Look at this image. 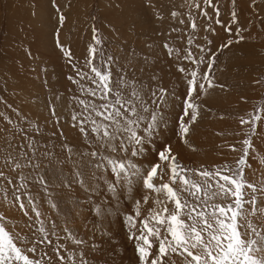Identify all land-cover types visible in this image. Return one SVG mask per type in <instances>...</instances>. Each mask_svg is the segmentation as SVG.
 I'll return each mask as SVG.
<instances>
[{
  "label": "snow or ice",
  "instance_id": "1",
  "mask_svg": "<svg viewBox=\"0 0 264 264\" xmlns=\"http://www.w3.org/2000/svg\"><path fill=\"white\" fill-rule=\"evenodd\" d=\"M50 2L66 72L23 25L0 38V264H264V96L218 146L231 160L174 148L196 151L206 98L229 90L218 57L264 35V0H99L79 57Z\"/></svg>",
  "mask_w": 264,
  "mask_h": 264
},
{
  "label": "rangeland",
  "instance_id": "2",
  "mask_svg": "<svg viewBox=\"0 0 264 264\" xmlns=\"http://www.w3.org/2000/svg\"><path fill=\"white\" fill-rule=\"evenodd\" d=\"M36 1L0 0V38L8 37V31H11L10 36L14 37L17 25H23L35 54L42 56L45 60L53 61L54 67L57 64L61 65L60 71L66 72L67 69L62 67L63 61L57 59L56 53L58 50L54 47L53 31L57 26L55 10L52 8L50 0H39L38 3ZM32 3L35 4V9L38 8V15L36 14V19L29 21L25 17V12L27 11L26 6L32 7ZM58 3L62 6L67 18L66 24L61 29L60 38L79 57L84 52L91 38L90 28L94 23L91 17L98 15L104 9L99 0H80L79 3L81 4L78 6L74 5L70 0V7H64L65 4L69 3V0H58ZM23 8L24 16L21 14V17L15 18V13L20 9L23 13ZM106 14L115 15V13L110 12H106ZM23 18H25L24 21ZM256 29V32H260L261 26H257ZM262 38L264 36H259L258 39L256 37L239 45H233L231 49H226L219 55L217 64L224 71L220 72L217 70L216 75L219 78V82L225 83L229 90L223 91L217 88L210 91L209 96L206 98L207 105L215 115L211 119L206 116L195 126L191 137L196 151L192 152L179 143L174 145L175 150L180 153V158L190 167L198 166L200 163L211 164L224 159L231 160L237 155L232 153L226 146H218L225 145V141L229 143L236 142L238 137L228 135V133L235 132L240 127L238 120L234 119V117L250 111L253 105L258 103L260 98L264 96V86L254 83L257 78L264 76V66H258V63H254V61L258 62V58L262 53L264 55V41L261 40ZM8 63L9 61L5 60V64ZM25 84H28L29 90L38 91L43 98V92L40 91V81L37 80L33 84L29 80L25 81ZM65 84V81L60 80L56 87L63 91ZM250 84H254L255 87L250 88L251 91L248 94L241 93V91L244 92L243 87ZM241 97H244L247 103ZM221 115L225 119H218ZM217 132H223L224 135L217 136L215 134ZM68 136L71 142L75 133L68 132ZM257 166L254 164V167ZM10 215L19 218L21 213L13 210ZM177 264H181L178 258Z\"/></svg>",
  "mask_w": 264,
  "mask_h": 264
},
{
  "label": "bare ground",
  "instance_id": "3",
  "mask_svg": "<svg viewBox=\"0 0 264 264\" xmlns=\"http://www.w3.org/2000/svg\"><path fill=\"white\" fill-rule=\"evenodd\" d=\"M79 1L80 0H71V2L74 4V5H76V6H78L79 4H81V3H79ZM39 2V0H37L36 1V3H38ZM27 7V11L25 12L26 13V19L27 20H29V21H32V20H34V19H36V15L35 16H33L32 15V11L34 10L31 6H26ZM26 9V8H25ZM35 12H36V14L38 13V8L37 9H35ZM16 15L14 16L15 18H18V17H21L23 14H24V8H23V13H22V10L20 9V10H18L16 13H15ZM22 14V15H21ZM29 15V16H28ZM38 15V14H37ZM41 15V14H40ZM24 16V15H23ZM24 19L25 18H23V21H24ZM65 24H66V22H65ZM76 27H77V25H76ZM257 30V29H256ZM8 33H9V35H8V37L10 36V34H11V31H8ZM262 37L264 36V35H261ZM257 39H258V37H257ZM262 41H264V38H262L261 39ZM75 43V42H74ZM76 44V43H75ZM77 44H78V42H77ZM252 59H254V58H252ZM254 63H258V66H260V65H262V66H264V55H263V53L261 54V56H259V58H258V62H256V61H254ZM253 63V64H254ZM250 78V77H249ZM251 79V78H250ZM251 80H253V79H251ZM255 80V79H254ZM249 81V80H248ZM252 82V81H251ZM253 83V82H252ZM28 85V84H27ZM251 86V87H250ZM255 87V85L253 84V85H246V86H244L243 87V91L244 92H242L241 91V93H249V91H251L250 90V88H254ZM259 87V86H258ZM241 89V88H240ZM251 95V94H250ZM236 105V104H235ZM238 106H240L239 104H238Z\"/></svg>",
  "mask_w": 264,
  "mask_h": 264
}]
</instances>
